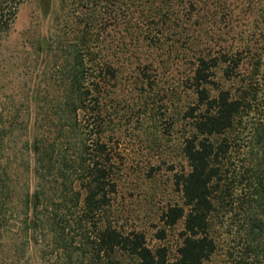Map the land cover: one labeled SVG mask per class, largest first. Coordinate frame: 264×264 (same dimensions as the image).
I'll list each match as a JSON object with an SVG mask.
<instances>
[{"label": "trees", "instance_id": "16d2710c", "mask_svg": "<svg viewBox=\"0 0 264 264\" xmlns=\"http://www.w3.org/2000/svg\"><path fill=\"white\" fill-rule=\"evenodd\" d=\"M23 2L0 0V264H36L34 257L40 264H206L215 251L209 219L219 167L240 128L253 139L264 187V0H57L60 31L26 49L36 55L34 71L43 63L33 105L27 75L5 56ZM231 15L236 23L221 25ZM223 28L234 46L219 45ZM127 39L134 48L187 50L195 60L193 132L183 148L189 169L174 180L183 204L161 215L167 228L183 221L174 260L112 218L117 168L102 138L104 99L117 80L116 52L131 53ZM248 61L253 73L235 92L216 82L218 69L225 82L243 78ZM251 112L255 122L243 126Z\"/></svg>", "mask_w": 264, "mask_h": 264}, {"label": "rangeland", "instance_id": "374dc122", "mask_svg": "<svg viewBox=\"0 0 264 264\" xmlns=\"http://www.w3.org/2000/svg\"><path fill=\"white\" fill-rule=\"evenodd\" d=\"M57 8V0H24L5 52L6 57L13 58L14 70L27 75L31 105L43 63L39 62L34 71L36 55H27L26 49L38 37L46 39L49 33L59 30L53 22V10ZM100 10L103 14L98 20L105 21L103 5ZM221 20V25H234L237 21L232 15ZM227 30L220 31L223 41L219 45L225 48L234 46L236 40L232 32L225 34ZM125 42L134 43L130 39ZM129 49L131 53L116 52L113 61L118 70L117 80L110 84L104 99L102 138L113 150L117 168L118 189L112 218L117 228L142 233L150 249L163 247L168 258L174 260L181 244L183 221L167 228L161 215L167 207L183 204L174 180L175 175L189 169L183 148L193 132L187 112L195 106L189 81L195 60L187 50L155 51L143 45L134 48L133 44ZM252 62L240 69L243 78L230 82H225L218 69L216 82L235 92L241 86L239 79H247L253 73ZM260 76L264 79V69H260ZM145 77L150 78L151 84ZM256 118L251 112L244 116L242 125L248 126ZM228 141L231 145L219 167L221 181L213 193L214 210L209 219V236L215 251L206 264H264V187L258 180L259 156L252 149L249 130H236ZM121 259L128 263L127 257ZM33 260L40 264L35 257Z\"/></svg>", "mask_w": 264, "mask_h": 264}]
</instances>
